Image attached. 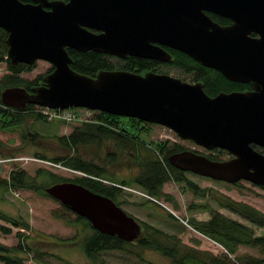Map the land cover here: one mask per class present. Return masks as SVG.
<instances>
[{
    "label": "water",
    "instance_id": "1",
    "mask_svg": "<svg viewBox=\"0 0 264 264\" xmlns=\"http://www.w3.org/2000/svg\"><path fill=\"white\" fill-rule=\"evenodd\" d=\"M0 0L11 67L37 60L52 69L43 84L0 92L1 103L51 109L85 108L162 125L197 146L225 150L213 160L190 150L168 156L173 167L215 181L264 186V0ZM48 8V9H47ZM204 10L229 17L211 20ZM255 32L257 37H250ZM178 50L227 80L249 82L246 91L210 96L200 82L166 73L123 69L89 76L71 68L67 49L170 63L163 47ZM45 193L85 218L100 233L125 242L141 234L139 223L115 202L74 182H56ZM264 264V263H262Z\"/></svg>",
    "mask_w": 264,
    "mask_h": 264
},
{
    "label": "rangeland",
    "instance_id": "2",
    "mask_svg": "<svg viewBox=\"0 0 264 264\" xmlns=\"http://www.w3.org/2000/svg\"><path fill=\"white\" fill-rule=\"evenodd\" d=\"M111 60L121 64L118 58L112 57ZM8 65L6 61L0 62V78L10 73ZM28 67V69L20 72L19 76L27 81H32L37 76L44 75L51 65L48 62L37 60ZM161 72L191 80L189 74L176 67L163 66ZM40 110L34 111V113L44 118L45 122L35 116H24L19 124L13 127L0 128V178L6 179L13 169H23L30 177L36 176L37 169H44L52 172V174L68 178L82 175L81 172L69 170L62 164L52 162V159L57 156L71 155L59 144V137L67 135L74 126L85 120L94 121V117L100 111L71 108L69 110L75 119L71 122V120H61L60 116H53L52 109ZM63 110L58 109V113L62 114ZM121 120L127 125L130 124L125 117H121ZM139 126L142 129L138 131L146 133L144 136L147 142L163 139L176 140L179 144L206 156L211 155L223 160L230 157L229 154L213 151V149L207 150L191 141H181L177 139L174 132L160 125L140 123ZM27 132H34L39 136L34 141H31L29 136L22 140L21 135L28 134ZM112 149L111 143H104L100 148L80 147L78 151L83 159L91 158L94 163L105 166L107 172L105 178L130 180L138 173L137 167L131 162V159H126L123 155L117 157L114 162H107V152H111ZM36 154L43 155L44 158L39 159L35 156ZM184 172L183 176L186 182L194 183L198 187L206 189L204 196L195 197L187 188L186 183L170 180L164 182L161 187L167 196L152 197L154 199L152 200L138 186L130 183L128 186L122 187L125 202H122L120 206L136 220L154 225L158 229L174 235L181 244L202 252H209L212 256L222 259L226 263L236 264L241 257L245 256L261 259L264 263V248L239 245L234 254L230 255L224 250L223 245L197 232L192 225L193 222H206L210 219V211L202 208L203 204L208 203L212 210L218 211L221 215L235 222L246 225L252 236L263 235L264 227L254 226L228 209L218 207L215 199H219L216 194L225 195L234 201L248 204L264 213V189L244 180L227 183ZM46 181L47 177L36 176L38 184ZM190 205H193L195 209H189ZM60 208V203L50 196L40 195L32 190H0V211L11 217L19 218L29 226V229L12 227L10 234L0 232V243L9 247L15 246L17 243L16 231H23L27 236L25 240L30 249L25 255L21 254L26 258L23 259L24 264H99L100 259L105 264H174L169 257L156 250L138 248H134L136 252H139L138 256L127 251L114 250L103 252L99 255V260L92 261L88 259L83 250V241L92 233L91 229L83 227L81 223L69 224L62 219L54 218L52 212ZM169 213L173 215L174 219L168 216ZM69 216L74 218L72 214ZM0 224L10 226L1 219ZM134 249L131 248L130 250L133 251ZM34 257L38 259L34 261Z\"/></svg>",
    "mask_w": 264,
    "mask_h": 264
},
{
    "label": "trees",
    "instance_id": "3",
    "mask_svg": "<svg viewBox=\"0 0 264 264\" xmlns=\"http://www.w3.org/2000/svg\"><path fill=\"white\" fill-rule=\"evenodd\" d=\"M6 49L7 45L5 41L0 40V62L6 61L8 63V60L5 58ZM67 51L72 58L71 68L89 76H94L97 71L104 69H123L136 73H143L146 71L158 73L161 72L163 66H167L176 67L180 71L189 74L192 79L191 82H202L203 90L210 96L216 95L221 91L230 92L231 90H243L246 86H249L248 84L229 81L218 71L204 67L186 54L176 50L170 51L172 56L170 63H161L152 59L129 56L126 59L118 58L121 64L113 62L111 60L113 56L95 51L81 52L74 49H67ZM28 68L29 67L23 63L19 64L17 67L8 65L10 73L0 78V92L4 88L12 86H20L29 91L33 86L42 85L43 75L37 76L32 81H27L19 76L20 72ZM51 69L50 67L47 72L51 71ZM182 79L187 81L184 78ZM37 109H39V106L27 104L25 109L20 111L15 108L5 107L0 101V128L13 127L19 124L22 122L24 116H35L45 122L46 120L44 118L35 115L34 111H38ZM125 118L130 122L129 125L121 120L119 116L99 112L94 117V121L85 120L79 125L74 126L67 135L59 137V144L69 151L71 155L67 154L65 156L54 157L52 162L62 164L69 170L81 172L82 175H75L72 178H68L52 174V172L44 169H37L36 176L43 175L47 177L46 182L38 184L36 182V176L30 177L23 169H13L9 172L6 179L0 178V190H32L40 195L48 196L44 191L45 187L56 182L70 181L81 184L93 192L107 196L114 201V195L116 193L121 194L123 198L124 192L122 187H125V185L128 186L130 183L138 186L150 197H158L160 195L166 197L167 194L163 193L161 187L164 182L172 180L186 183L187 188L195 197L205 195L206 189L200 188L194 183L186 182L183 176L185 172L173 167L168 162L167 158L170 152L181 151L183 149L182 146L178 144L175 150L171 148L164 150L146 147L145 142H143L144 144L142 145H135L134 139L130 137V134L134 132L132 130L138 131L142 129V127L139 126L140 121L134 118ZM27 133L28 134L21 135L22 140L29 136V139L34 141L39 136L38 134H34V132ZM104 143H111L113 147L111 152H107V162H114L120 155L125 156L126 159H131V162L135 164L138 171L133 178L130 180L107 179L105 178L107 175L105 166L94 163L91 158L83 159L79 154L78 150L80 147L100 148ZM254 148L264 153V149L258 146H254ZM213 151L224 152L228 155V153L222 149H213ZM35 156L39 159L44 158L43 155L36 154ZM207 157L213 160H220V158L211 155H207ZM106 180L113 183L105 184L103 181ZM114 183L117 186L114 185ZM262 188L264 189V186H262ZM216 196L219 197V199H215L218 207L228 209L230 212L237 214L240 218L254 226L264 227V213L248 204L234 201L225 195L216 194ZM122 202H125V200L115 202V204L124 210L120 206ZM209 206L208 203L202 206L203 209H208L210 211L209 220L206 222L193 223L191 221L197 232L223 245L225 251L230 255L234 254L239 245L258 247L260 249L264 248V234L252 236L250 229L246 225L221 215L218 211L212 210ZM189 209H195V207L190 205ZM70 214L74 215L73 219L69 216ZM52 216L62 219L69 224L81 223L83 227L91 229L92 233L83 241V250L88 259L92 261L99 260V255L101 253L114 250L127 251L132 254H137L138 256L139 252H136V249H134L138 248L141 250H156L162 255L169 257L174 264H229L222 259L212 256L209 252H202L187 247L181 244L174 235H170L154 225L138 221L134 217L133 218L141 227V234L135 242H125L118 239L116 236L103 234L93 229L85 218L74 214L63 205H61L60 209L54 210ZM168 216L173 218V215L170 213ZM0 219L10 225L0 224V232L3 234H10L12 227L29 229L26 222L21 221L19 218L11 217L1 211ZM15 236L17 238L15 246L9 247L0 243V264H24L23 259L26 258L21 256V254L25 255L30 250L25 240L27 236L20 230L16 231ZM131 248L134 250H130ZM35 259L38 258L34 257V261ZM262 262L261 259L245 256L241 257L236 264H262ZM99 264L105 263L100 259Z\"/></svg>",
    "mask_w": 264,
    "mask_h": 264
},
{
    "label": "flooded vegetation",
    "instance_id": "4",
    "mask_svg": "<svg viewBox=\"0 0 264 264\" xmlns=\"http://www.w3.org/2000/svg\"><path fill=\"white\" fill-rule=\"evenodd\" d=\"M20 1H22V2H24V3H30V2H32V1H30V0H20ZM64 1H66V0H64ZM48 9V8H47ZM204 13L211 19V20H213L214 22H217L218 24H221V25H229V24H231V19L229 18V17H226V16H222V15H220V14H217V13H215V12H212V11H209V10H204ZM3 31V32H2ZM249 36L250 37H257L258 36V34L257 33H255V32H250L249 33ZM6 37H7V32L3 29V28H1L0 27V40L2 41V40H6ZM6 43V42H5ZM167 52H169L170 53V51L171 50H175V49H171V48H168V47H163ZM176 51H178V50H176ZM171 54V53H170ZM159 62V61H158ZM161 63H163V62H161ZM204 67H206V66H204ZM52 68V67H51ZM158 73H163V72H158ZM167 74V73H166ZM192 80V79H191ZM191 80H187V82H191ZM198 82V81H197ZM200 82V81H199ZM232 82H234V81H232ZM191 83H193V82H191ZM201 84H202V82H200ZM237 83H242V84H248L249 86H246V88L245 89H243V90H233V91H246V90H251L252 89V87H251V84L249 83V82H237ZM202 88H203V85H202ZM232 91V90H231ZM230 91V92H231ZM212 96H214V95H212ZM140 121V120H139ZM140 123H142V124H144V125H151V124H154V123H149V122H144V121H140ZM154 125H159V124H154ZM160 126H162V125H160ZM162 127H164V126H162ZM164 128H166V127H164ZM168 129V128H167ZM146 133L145 132H142V131H137V130H135L133 133H131L130 135V137L131 138H133L134 139V144L135 145H142V144H144L143 142H145V144H146V147H149V148H156V149H164V150H166V149H169V148H171L172 150H175L176 148H177V145L179 144L176 140L175 141H173V140H169V139H163V140H160V141H158V140H154V141H146L145 140V135ZM175 134V133H174ZM176 135V134H175ZM176 137H177V139H180L181 141H187V142H190L191 140H184V139H181V138H179L177 135H176ZM136 142V143H135ZM192 142V141H191ZM180 146H182L183 147V149L181 150V151H183V150H190V151H194V152H197V151H195V150H193V149H190V148H187V147H185V146H183L182 144H179ZM174 152H176V151H172V152H170V154H172V153H174ZM177 152H179V151H177ZM198 153V152H197ZM169 154V155H170ZM230 158V157H229ZM220 160H223V159H220ZM190 173V172H189ZM109 184H111V182H109ZM114 185H116V184H114ZM117 186V185H116ZM260 187H262V186H260ZM114 198H115V202H120L123 198H122V195L121 194H118V193H116L115 195H114Z\"/></svg>",
    "mask_w": 264,
    "mask_h": 264
},
{
    "label": "built area",
    "instance_id": "5",
    "mask_svg": "<svg viewBox=\"0 0 264 264\" xmlns=\"http://www.w3.org/2000/svg\"><path fill=\"white\" fill-rule=\"evenodd\" d=\"M44 108L45 107H39V109H37V110L38 111H41L40 109H43L44 110ZM45 109H49V108H45ZM52 111H53V114L52 115L53 116H56V115L57 116H60L62 119L61 118H59V119H61V120H64V121L71 120V122L75 120V119H73L74 118V115L72 116V113H71V111L69 109H64L63 112H62V114L58 113V109H52Z\"/></svg>",
    "mask_w": 264,
    "mask_h": 264
},
{
    "label": "bare ground",
    "instance_id": "6",
    "mask_svg": "<svg viewBox=\"0 0 264 264\" xmlns=\"http://www.w3.org/2000/svg\"><path fill=\"white\" fill-rule=\"evenodd\" d=\"M225 250V249H224Z\"/></svg>",
    "mask_w": 264,
    "mask_h": 264
}]
</instances>
